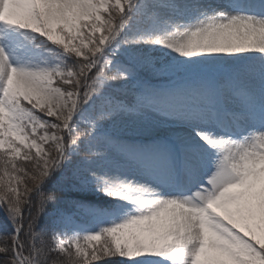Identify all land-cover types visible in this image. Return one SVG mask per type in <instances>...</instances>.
Returning <instances> with one entry per match:
<instances>
[{
  "label": "snow or ice",
  "instance_id": "obj_1",
  "mask_svg": "<svg viewBox=\"0 0 264 264\" xmlns=\"http://www.w3.org/2000/svg\"><path fill=\"white\" fill-rule=\"evenodd\" d=\"M167 2L0 0V264H264V0Z\"/></svg>",
  "mask_w": 264,
  "mask_h": 264
},
{
  "label": "rangeland",
  "instance_id": "obj_2",
  "mask_svg": "<svg viewBox=\"0 0 264 264\" xmlns=\"http://www.w3.org/2000/svg\"><path fill=\"white\" fill-rule=\"evenodd\" d=\"M187 0H168L165 9L160 11L161 15H165L166 12H170L174 7H179L180 5L186 3ZM209 3H224L225 0H207ZM150 23V21L148 22ZM141 51L145 54L146 57H148L151 62L155 65V67L159 68L161 67L167 59H169L168 53L163 50H157V49H151L148 46H143ZM141 76L143 79L151 82L154 85H163L168 83L172 77L168 76L167 74L163 72H153L149 70H145L141 73ZM117 134L120 135H128L133 136L136 138L141 139H148L150 136V133H136L131 131L128 128H125L123 124H121L119 121L112 129ZM162 132V129H161ZM19 159V158H17ZM87 196L86 203H94V204H104L106 201V198L102 197L101 195H98L96 193H85L83 194ZM5 223L2 219H0V233L4 231L5 229Z\"/></svg>",
  "mask_w": 264,
  "mask_h": 264
},
{
  "label": "trees",
  "instance_id": "obj_3",
  "mask_svg": "<svg viewBox=\"0 0 264 264\" xmlns=\"http://www.w3.org/2000/svg\"><path fill=\"white\" fill-rule=\"evenodd\" d=\"M88 198V197H87ZM11 232V227L9 225H5L4 231H2L0 234L7 235L8 233Z\"/></svg>",
  "mask_w": 264,
  "mask_h": 264
}]
</instances>
